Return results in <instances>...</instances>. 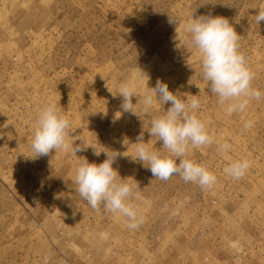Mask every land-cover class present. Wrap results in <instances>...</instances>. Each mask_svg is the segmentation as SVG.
I'll return each instance as SVG.
<instances>
[{"label":"rangeland","instance_id":"obj_1","mask_svg":"<svg viewBox=\"0 0 264 264\" xmlns=\"http://www.w3.org/2000/svg\"><path fill=\"white\" fill-rule=\"evenodd\" d=\"M261 6L264 0H0V264H264V95L227 115L183 31L192 16L228 19L252 87L264 94ZM138 68L148 82L136 83ZM158 79L200 101L194 111L213 143L188 158L216 175L210 188L175 175L160 180L132 159L141 132L168 154L148 130L171 105L145 114L133 97L132 114L113 94L131 80L142 95ZM48 103L70 120L74 146L83 141L103 152L53 150L32 159L38 113ZM225 142L231 147L222 152ZM105 152L119 154L112 166L134 186L131 202L143 220L136 229L75 191L83 158L99 164ZM243 159L250 167L240 179L224 172Z\"/></svg>","mask_w":264,"mask_h":264},{"label":"clouds","instance_id":"obj_2","mask_svg":"<svg viewBox=\"0 0 264 264\" xmlns=\"http://www.w3.org/2000/svg\"><path fill=\"white\" fill-rule=\"evenodd\" d=\"M262 21L264 6H261L256 14V23L260 24ZM183 31L190 36L191 43L200 54V67L203 79L209 84V91L217 96L220 105H226L227 115L243 113L250 99H261L264 94L252 87L254 73L247 66L245 55L239 50L240 36L228 19L220 16H192L184 22ZM134 78L136 83L144 79H147V82L149 80L141 68L135 72ZM117 94L122 97L123 111L132 114H136V104H143L145 114H150L156 104L171 105L162 115L151 118V127L148 130L151 137L157 138L156 141H162L161 149L166 150L168 154L155 150L149 142L145 143L141 132L136 137V142L132 143L136 154L133 160L142 162L155 178L163 181L175 175L186 183H197L201 188H210L216 183L217 177L214 173L206 166L188 158L191 149L210 146L213 143V137L205 123L194 111L200 108L196 95H193L190 101L182 99L179 93L174 94L168 85L159 79L154 88L148 87L142 95L131 80L122 82L113 95ZM133 97H138L136 104L132 102ZM251 127V121L244 124L245 129ZM70 128V120L55 103L45 105L38 113L30 143L33 152L31 158L48 156L53 150L71 151L76 154L93 147L83 141L74 146V141L69 139ZM230 147L231 145L225 142L219 146V150L227 151ZM93 149L96 156L103 152L95 150L94 147ZM105 153L106 159L99 164L90 163L83 158L73 181L77 185L75 191L93 209L103 207L106 212L119 213L127 218L129 229H136L143 220L138 215L136 205L131 202L134 186L125 183L124 178H121L112 166L119 154L116 152L110 156ZM249 167L247 159L236 160L225 167L224 172L233 179H240Z\"/></svg>","mask_w":264,"mask_h":264}]
</instances>
